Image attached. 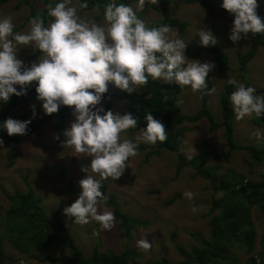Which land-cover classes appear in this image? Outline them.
I'll list each match as a JSON object with an SVG mask.
<instances>
[{
    "label": "rangeland",
    "instance_id": "374dc122",
    "mask_svg": "<svg viewBox=\"0 0 264 264\" xmlns=\"http://www.w3.org/2000/svg\"><path fill=\"white\" fill-rule=\"evenodd\" d=\"M34 8L41 12L48 8L42 5L40 0H30ZM57 1V0H52ZM218 8L222 0H211ZM257 14L264 17V0H257ZM73 4H77L73 0ZM138 0H134L130 6L135 10ZM156 5L146 2L143 11H138L137 16L145 22L148 27L151 22L159 20L160 16L155 9ZM169 8L173 15L180 20L187 21L188 25L183 36L186 42V48L191 49L199 46V36L196 35L200 30H210L215 36L217 43L228 55L230 61V70L219 72L216 68L215 60L210 53L202 52L197 56L185 55L189 59L198 60L201 63L212 62L213 69L208 73L212 82V89L209 92L207 106L217 120L221 119L219 96L222 85L230 79L237 83L242 80L233 71L237 67V59L249 47V36L241 39L237 43L229 40L230 29L234 17L223 15L215 12L209 16L206 10L199 3H180L171 1ZM97 9L81 11L78 9V15L98 25H105L104 16L97 20ZM10 17L14 24V32L27 33L30 30V9L22 0H10L0 4V19ZM51 20H47L45 25ZM172 32L179 38L175 28ZM41 53L31 46L21 47L18 49L17 58L24 62V67H30L32 63L38 62ZM246 76L248 81L255 87L264 85V50L262 47L257 49L252 60L247 64ZM18 87V86H17ZM211 89V90H212ZM108 90L119 93L121 90L109 84ZM112 100L111 110L123 114L127 112L125 103L115 102ZM179 106L184 113H194L200 106L199 92H193L190 86H184L179 98ZM108 100L103 99V108L108 104ZM35 105V117L32 115L30 105ZM20 111L28 114L31 118L39 119L47 117L42 108V102L36 100V93L26 95L25 102L20 105ZM233 123V140L238 145L259 146L262 139L257 140L254 133L259 131L264 134V128L254 125L251 117L245 116L237 120L234 112ZM74 117L71 115V108L68 107L64 116L63 131L70 127ZM58 125L57 116L49 118L41 127L35 129L31 135L26 137L20 143H17L10 152V160L6 151L0 148V204L9 206L6 194H12L15 190L25 193L31 187L35 195L41 199V205L47 212L64 209L70 206L77 198L73 195L68 187L69 179L72 180L73 186L81 191L79 181L85 178V173L81 171L82 167L90 164V157L78 158L71 155L72 150L62 146L65 139L60 135V139H55L58 134L56 126ZM176 133H182L180 148L182 152L191 157L200 153L202 150L201 143L205 140L212 142L218 149L219 156L216 162L220 171H235L243 173L252 179L257 178L259 166L252 159L246 150H234L227 153V146L223 129L218 128L214 131H208V125L205 120L198 121L194 124H184L180 126ZM142 130H127L121 134L122 139L135 141L137 135ZM212 159H210L211 161ZM11 161V162H10ZM175 154L168 151H162L160 154H153L146 159L144 153L138 156L130 157L123 175L119 180H104V195L112 193L121 206V210L133 217L144 222L134 232L130 243L138 249L141 257L139 264L145 261H153L164 256L169 261L175 262L180 259V255L174 244L182 246L184 249L199 247L201 244L196 235L208 237V218L205 217L206 211L210 206L211 190L208 188V182L200 176H193V170L186 167L175 176L174 166ZM99 178V177H97ZM190 191L193 198L188 199L184 193ZM101 210L111 211L110 206L105 203L100 205ZM60 212V210H59ZM113 213V212H112ZM61 218L66 223L75 244L88 256L92 247L97 243H103L101 250L113 248L116 251L122 247V239L118 236V228L115 224L111 230H104L98 223L96 227L92 220L90 223L80 225L74 222V217L64 214ZM251 218L256 230L255 249H261V240L264 237V210L257 206L251 209ZM95 227V231H94ZM174 236V240H172ZM133 240V241H132ZM146 240L150 249L142 250L138 241ZM132 241V242H131ZM6 252L12 256L13 264H58L57 262L40 261L31 254L35 252L39 257L47 255L50 257H70V253L59 244L54 243L47 247H38L33 252L22 254L14 249L9 243L4 244ZM243 261L246 258L244 251L238 252Z\"/></svg>",
    "mask_w": 264,
    "mask_h": 264
},
{
    "label": "clouds",
    "instance_id": "9594fccd",
    "mask_svg": "<svg viewBox=\"0 0 264 264\" xmlns=\"http://www.w3.org/2000/svg\"><path fill=\"white\" fill-rule=\"evenodd\" d=\"M146 2L157 5L159 0H138L135 10L111 0L104 6L106 26L81 18L78 9H86L88 4H73V0L49 5L47 16L52 19L47 26L43 17H32L27 33L14 32L10 17L0 19V101L7 103L12 95H26L35 82L36 100L42 102L46 115L57 113L61 105L71 108L74 120L63 131L62 146L78 158H91L90 164L81 168L86 175L79 181L78 197L63 209L80 225L94 220L104 230H111L114 214L100 208L107 201L101 191L102 181L119 180L129 158L138 155L140 143L155 145L168 138L163 123L146 113L147 125L135 141L122 139V133L137 127V118L130 112L120 114L103 108L109 84L131 94L151 78L190 86L193 92L203 94L214 67L212 62L186 57V42L176 38L169 26L147 27L137 16ZM258 6L257 0H222L221 7L234 17L228 37L234 44L249 34H264V18L257 14ZM196 35L201 46L217 43L210 30H200ZM27 46L42 54L30 67H24L17 58L18 49ZM228 83L235 86L229 100L237 120L264 115V96L257 95L254 87L234 79ZM30 108L35 117V105ZM30 122L7 118L3 128L9 136L25 135ZM254 135L257 140L264 139L259 131ZM54 138L59 140L60 135ZM184 195L193 198L190 191ZM138 245L145 251L151 247L146 240L138 241Z\"/></svg>",
    "mask_w": 264,
    "mask_h": 264
},
{
    "label": "trees",
    "instance_id": "16d2710c",
    "mask_svg": "<svg viewBox=\"0 0 264 264\" xmlns=\"http://www.w3.org/2000/svg\"><path fill=\"white\" fill-rule=\"evenodd\" d=\"M10 0H0V4H4ZM29 6L30 16H41L45 22L51 20L47 16V9L38 12L32 5L30 0H22ZM42 5L46 7L54 6L60 0H40ZM78 3L86 2V9L81 11L97 9L98 14L95 16L97 20L104 16V6L111 0H75ZM134 0H116V3H124L130 5ZM172 0H159L155 6L159 20L151 22L149 28L167 25L175 28L178 32L179 39H183L187 21L180 20L173 15V11L169 8ZM180 3H199L206 10L209 16H213L215 12L223 15L231 16L221 5L216 7L211 0H173ZM264 18V17H263ZM262 47L264 50V34H251L249 36L248 49L238 57L237 67L233 71L242 80L241 84L246 87L252 86L256 90L257 95L264 96V85L260 88L255 87L248 81L246 76L247 64L252 60L257 49ZM186 54L197 56L202 52L210 53L219 72L230 70V61L227 53L218 45L214 46H196L194 48L185 49ZM36 83L33 82L27 89V94L35 92ZM19 90V86L17 87ZM212 89V82L209 75L207 76V88L199 92L200 106L194 113H184L179 106V95L183 90L176 84H164L160 80H152L149 78L147 85L129 94L124 91L114 93L110 90L104 94V99L108 100V104L104 107L109 110L112 106L110 99L115 102L125 103L127 112L132 113L137 118V127L131 130H143L147 121L145 114L150 113L153 117L165 126L168 132V138L165 142H157L155 145L140 143L138 146V155L144 153L146 159L153 154H160L162 151H168L175 154L176 162L174 166L175 176L182 169L190 167L193 170V176H200L207 180L208 188L211 190L210 206L206 211L205 217L208 218V237L197 238L200 242L199 247H191L184 249L178 244H174L180 255L178 261L172 262L168 258L162 256L153 261H145L142 264H264V237H262L261 249H255L256 230L251 218V209L257 206L264 210V139L259 146L238 145L233 140V123L234 111L229 100L230 94L235 90L234 85L225 82L220 90L219 106L221 119L217 120L207 106L209 92ZM26 94V95H27ZM26 95H12L7 103L0 101V148L6 151V155L10 160V152L17 143H20L32 132L41 127L49 118L57 116L58 125L57 133L63 135L62 126L64 124V116L68 110L67 106L61 105L57 113L39 119L31 118L28 114L20 111V105L26 100ZM167 96L165 100L164 97ZM7 118H13L20 121L31 120L27 125V133L25 135L9 136L3 128V121ZM254 125L264 128V115L256 117L251 116ZM205 120L208 125V131H214L218 128L223 129L227 146V153L234 150H246L252 159L259 166L257 178L252 179L243 173H237L233 170L221 172L218 164L211 163L218 160L219 152L217 147L210 141L205 140L201 143L202 150L194 156L185 155L180 143L182 133H176V130L182 129L180 126L194 124L198 121ZM136 155V156H138ZM130 159V158H129ZM210 159H212L210 161ZM11 162V161H10ZM68 187L70 192L77 196L80 191L73 186V182L69 179ZM101 191L105 192V185L102 183ZM105 204L110 206L115 224L118 228V236L122 239V247L120 250L109 248L101 250L103 243L97 242L88 256H84L83 252L75 244V241L69 232L63 217V209L52 212L46 211L41 205V199L38 198L33 189L29 187L25 193L15 190L12 194L7 195L9 206L0 204V264H13V258L5 250V242L9 243L14 249L22 254L33 252L38 247L51 246L54 243L61 244L70 257H50L47 255L39 257L35 252L31 254L40 261L57 262L58 264H139L141 254L138 249L130 243L134 232L140 224H144L140 219L133 217L121 210V206L116 200L114 194L107 196ZM98 223L95 222L96 227ZM94 227V231H95ZM174 240V236L172 238ZM133 241V240H132ZM131 241V242H132ZM243 250L246 258L242 261L238 255L239 250Z\"/></svg>",
    "mask_w": 264,
    "mask_h": 264
}]
</instances>
